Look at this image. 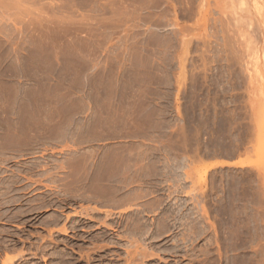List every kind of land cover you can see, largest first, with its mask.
<instances>
[{
	"label": "rangeland",
	"instance_id": "1",
	"mask_svg": "<svg viewBox=\"0 0 264 264\" xmlns=\"http://www.w3.org/2000/svg\"><path fill=\"white\" fill-rule=\"evenodd\" d=\"M0 264H264V0H0Z\"/></svg>",
	"mask_w": 264,
	"mask_h": 264
},
{
	"label": "bare ground",
	"instance_id": "2",
	"mask_svg": "<svg viewBox=\"0 0 264 264\" xmlns=\"http://www.w3.org/2000/svg\"><path fill=\"white\" fill-rule=\"evenodd\" d=\"M63 230H65V229H63ZM132 253V252H131ZM10 259V258H9ZM6 261V260H5Z\"/></svg>",
	"mask_w": 264,
	"mask_h": 264
}]
</instances>
